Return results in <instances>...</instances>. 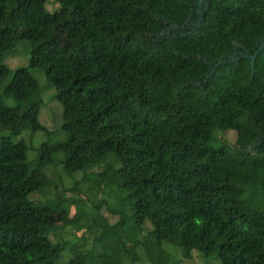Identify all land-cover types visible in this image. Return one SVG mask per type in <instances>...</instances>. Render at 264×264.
Segmentation results:
<instances>
[{
	"label": "trees",
	"instance_id": "1",
	"mask_svg": "<svg viewBox=\"0 0 264 264\" xmlns=\"http://www.w3.org/2000/svg\"><path fill=\"white\" fill-rule=\"evenodd\" d=\"M44 2L0 0V130L15 118L14 133L41 131L42 94L54 89L63 140L51 162L81 182L96 169L87 188L111 199L118 221L107 223L100 201L82 209L88 189L78 186L49 182L51 198L29 200L44 190L28 148L0 136V264H64L65 250L86 264H178L194 253L264 264V46L252 67L247 58L264 40V0L203 1L198 24L173 35L165 29L183 26L196 0H55L61 47ZM20 28L42 89L26 67L3 63ZM234 52L244 57L228 61ZM226 131L232 146L217 137ZM69 205L71 219L50 225ZM82 221L80 235H62Z\"/></svg>",
	"mask_w": 264,
	"mask_h": 264
},
{
	"label": "rangeland",
	"instance_id": "2",
	"mask_svg": "<svg viewBox=\"0 0 264 264\" xmlns=\"http://www.w3.org/2000/svg\"><path fill=\"white\" fill-rule=\"evenodd\" d=\"M57 3L55 0H45L44 2V9L45 11L51 15L53 22H54V34L52 38V43L57 46L61 47L64 44L65 39V26L61 20L56 16V10H57ZM22 28H20L16 35L18 39V46L14 49L10 50L4 57L3 63L6 65V67L9 69V71H13L17 67H26L28 69V72L34 77L39 87L42 89V87H45L46 80L44 78L43 73L37 69V68H31L29 67V59L30 55L37 56L38 52L33 51V54H31V49L29 48V45L26 41L23 39L22 35ZM168 32H170L168 30ZM170 33H173L172 31ZM35 52V53H34ZM55 90L52 88H48L44 91L42 94V104L39 108L38 112V121L41 125V131L32 133L29 130H22L21 132L14 133L15 130V118L12 120L10 127L8 130H0V136H8L11 138V140H23L27 146V152H26V160L29 166L30 170H33L30 172L32 174V180L39 184L41 188L44 190V193H32L28 196L29 200L32 201H45L46 198H51L52 191L49 187L50 184H56L58 191L62 190L61 184H64L63 190H69L71 186H75V188L78 186V189H88V185L96 183V178L94 173H96V169L91 171L85 176V180L81 182L82 176L80 173H76L73 175V178H68L65 176L61 169L60 165L58 164H52L51 162V155L57 150L58 143L63 140V134L60 130L61 126V108L56 99L54 98ZM45 134H49L48 138V144L44 145L42 149H39V146L42 141L46 140ZM218 139L222 142H224L227 146H232L234 143L235 135L231 131L223 132L219 135H217ZM126 144L124 142H121L119 144V148H125ZM39 158V161H38ZM38 161V167L39 172L46 176L47 180L43 179L36 171V165ZM31 174L29 178L31 179ZM95 179V180H94ZM60 180V181H59ZM87 181V182H86ZM73 182H81L79 184H74ZM73 192H75L73 190ZM71 191H65V195L72 194ZM88 200H85V197L79 196L81 199H83L82 209H88L89 207H92L91 203H96L100 201V208L98 210V213L104 217V219L109 224L116 223L118 221V216L113 215L109 212L113 208V202L111 199H108L106 195L96 192L95 195L92 194V192L88 189ZM71 196V195H70ZM94 196V197H93ZM106 202H109L106 204ZM109 209V210H108ZM75 214L74 206L69 205L65 208L55 210L53 211L48 217L47 221L50 223V225H60L69 219ZM85 221L81 222V225L78 226L76 229H73L71 226L66 225L63 230L61 231L62 235H65L66 237H71L72 234H75V236L80 235L82 232L85 231ZM145 228H149V226L146 224ZM126 238L128 240H131L132 235L131 233L126 234ZM62 260L64 264H86V261L79 253H77L75 250H65L62 254ZM214 259H205L202 258L194 253L191 255V257L188 260L179 259L178 264H214Z\"/></svg>",
	"mask_w": 264,
	"mask_h": 264
},
{
	"label": "flooded vegetation",
	"instance_id": "3",
	"mask_svg": "<svg viewBox=\"0 0 264 264\" xmlns=\"http://www.w3.org/2000/svg\"><path fill=\"white\" fill-rule=\"evenodd\" d=\"M194 4L196 5V2H194ZM196 11H197V7L195 8V10H194V12H193V15H191V16L186 20V22L183 24V26H181V27L168 26V27L165 29L164 33H165V34H166V33H169V34H172V35H173V33H175L176 31H179V30L182 31V30H184V29H188V28H192V29H193V27L196 26V25L198 24V21H199V19H200V15L197 14ZM168 30H169L170 32L172 31L173 33L168 32Z\"/></svg>",
	"mask_w": 264,
	"mask_h": 264
},
{
	"label": "water",
	"instance_id": "4",
	"mask_svg": "<svg viewBox=\"0 0 264 264\" xmlns=\"http://www.w3.org/2000/svg\"><path fill=\"white\" fill-rule=\"evenodd\" d=\"M203 1H206V0H196V7H197V11H196V13L197 14H199V15H201V11H200V4L203 2ZM264 46V40L263 39H260V41H259V44H258V46H257V48H256V50H255V52L251 55V56H248L247 58L250 60V66L252 67V61H253V59H254V57L256 56V54L262 49V47ZM236 47V46H235ZM235 55H239L240 57H244V55L242 54V53H240V52H234V53H232V56L231 57H229L228 58V61H233V57L235 56ZM222 62H224V61H221V62H219V63H222Z\"/></svg>",
	"mask_w": 264,
	"mask_h": 264
}]
</instances>
